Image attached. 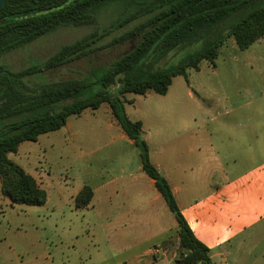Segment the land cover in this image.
Listing matches in <instances>:
<instances>
[{
	"label": "rangeland",
	"instance_id": "1",
	"mask_svg": "<svg viewBox=\"0 0 264 264\" xmlns=\"http://www.w3.org/2000/svg\"><path fill=\"white\" fill-rule=\"evenodd\" d=\"M114 17L113 11L108 10L96 26L62 27L27 48L5 56L0 60V66L17 71L42 64L62 46L95 31L104 33ZM238 20L236 15L228 22L235 24ZM126 30L113 32L101 44L110 45ZM227 30L225 28L224 33ZM131 46L132 43L127 42L107 47L100 52L101 60L97 65L111 64ZM261 47L264 44H255L242 51L230 38L221 48L214 65L204 62L200 71L189 70L187 79L183 76L174 78L167 95L154 92L126 95L130 119L145 125L142 137L149 142L146 141L150 157L173 173L175 187L182 186L177 183L179 181L189 186L195 180L204 182L209 173L213 178L210 185L215 188L227 177L232 179L233 175L264 164V152L257 153L253 147L251 152H245L240 137L245 130L248 142L255 143V126L260 121L264 146V98L255 101L260 94L264 95V48ZM194 52L180 50L166 61L176 65ZM94 66L95 63H76L47 75L46 81L79 78ZM112 117L107 105L95 112L85 111L70 117L69 128L43 135L37 142H24L18 153L10 155L12 161L46 190L48 200L44 206L12 205L4 202L6 198L0 189L1 253L2 246L7 252L10 247L15 251L14 256L26 260L38 258L41 264H135V260L143 259L135 258V255L148 253L154 245L163 242V237L151 239L150 234L139 233L136 242L122 240V236L114 232L109 214L118 209L111 207L112 201H105L101 191L97 192L89 208L76 207L77 194L85 185L98 188V181L111 180L119 165L125 167L127 178L136 176L142 164L139 149L122 141L117 132L109 129ZM240 124L244 126L240 128ZM199 140L203 143L199 144ZM226 172H230L229 175ZM138 201L137 198L126 200V211L166 212L176 222L163 197L153 206L136 210L142 204ZM77 233L84 246L81 255L74 254L73 250ZM55 246L61 248L65 256L47 261L46 255L52 253ZM48 247L53 249L48 251ZM178 258L179 255L176 262Z\"/></svg>",
	"mask_w": 264,
	"mask_h": 264
},
{
	"label": "trees",
	"instance_id": "2",
	"mask_svg": "<svg viewBox=\"0 0 264 264\" xmlns=\"http://www.w3.org/2000/svg\"><path fill=\"white\" fill-rule=\"evenodd\" d=\"M108 10L115 17L104 33L64 45L39 65L17 71L0 66L1 192L14 204L44 206L46 190L10 155L24 142L62 130L70 117L107 105L178 223L179 256L184 255L178 264H212L211 250L195 236L170 182L151 161L143 122L128 116L126 95L165 96L174 78L187 79V72L200 71L204 62L214 65L230 38L242 51L264 40V0H7L0 10V60L62 27L96 26ZM236 15L237 23L228 22ZM126 28L110 45L131 42L130 50L109 65H97L100 52L111 47L101 44L105 37ZM180 50L195 52L176 65L166 61ZM81 62L95 66L79 78L46 81L47 75ZM94 196L85 186L76 207L88 208Z\"/></svg>",
	"mask_w": 264,
	"mask_h": 264
},
{
	"label": "crops",
	"instance_id": "3",
	"mask_svg": "<svg viewBox=\"0 0 264 264\" xmlns=\"http://www.w3.org/2000/svg\"><path fill=\"white\" fill-rule=\"evenodd\" d=\"M260 43L264 44L263 40L256 44ZM262 52L264 53V51ZM262 98H264V95L260 94L255 101L258 102ZM127 106L128 103L126 104V110ZM127 114L129 116L128 110ZM243 126L244 124H240V128ZM69 127L70 122L68 121L65 129ZM261 127L262 123L257 122L255 126V143L248 142V133L242 130L244 132L240 134L241 146L245 152H251L252 147L257 153L264 152ZM109 129L117 132L122 141H128L130 145L135 146V143L126 136L113 117ZM143 134H145L144 123ZM146 141L148 142L147 138ZM198 142L199 144L203 143L201 140ZM210 146L213 147L212 144ZM151 160L170 182L182 214L195 236L211 250L212 264H264V164L261 165L262 167L255 165L236 176L232 174V179L227 177L215 188L210 185L213 178L209 173L204 182L195 180L189 186L185 182L179 181L177 183L182 184V186L177 185L175 187L172 182L173 173L164 169L165 167L161 162H154L152 156ZM121 161L124 162L125 160ZM182 171L181 169L180 172ZM229 173L226 172L225 174L229 175ZM125 175V167L119 165L115 174L111 175V180L101 179V181H98V188L93 189L94 198L97 192L101 191L105 196V201H112V203L110 202L111 207L118 209V212H109L111 226L114 232L119 234L120 237L122 236L121 239L126 243L136 242V234L138 233L150 234L151 239L164 238L163 242L154 245L148 253L142 252L135 255V258H143L135 260V264H175V258L179 255V227L177 221L175 222L166 212L126 211V200L131 201L137 198L138 202L142 203L136 207V210H139L160 202L162 196L156 189L154 181L143 172L142 164L137 169L136 176L131 175L130 178H127ZM97 176L100 175L97 174ZM150 194L151 196L146 199ZM5 198L4 202L15 205L9 198ZM121 209L122 211H119ZM175 230H177L176 235L173 236L172 233ZM75 238L74 254L81 255L84 246L79 242L78 233L75 234ZM9 248L7 252L2 246L1 250H4L2 253L0 252V264H41L38 258L26 260L14 256L15 251L11 248L9 250ZM51 249L53 247L47 248L48 251ZM122 249L126 250L124 246H122ZM156 250L161 251L157 253ZM57 256L64 257L65 254L61 248L55 246L52 253L46 255V259L50 261V258ZM34 260L35 262H33ZM68 261H70L69 257ZM52 263L54 262L52 261Z\"/></svg>",
	"mask_w": 264,
	"mask_h": 264
},
{
	"label": "water",
	"instance_id": "4",
	"mask_svg": "<svg viewBox=\"0 0 264 264\" xmlns=\"http://www.w3.org/2000/svg\"><path fill=\"white\" fill-rule=\"evenodd\" d=\"M6 1H7V0H0V10H1V8L4 6V4H5ZM183 257H184V255L180 253L179 261H180ZM176 264H178V262H176Z\"/></svg>",
	"mask_w": 264,
	"mask_h": 264
},
{
	"label": "built area",
	"instance_id": "5",
	"mask_svg": "<svg viewBox=\"0 0 264 264\" xmlns=\"http://www.w3.org/2000/svg\"><path fill=\"white\" fill-rule=\"evenodd\" d=\"M159 251H161V250H156L157 253H158Z\"/></svg>",
	"mask_w": 264,
	"mask_h": 264
}]
</instances>
